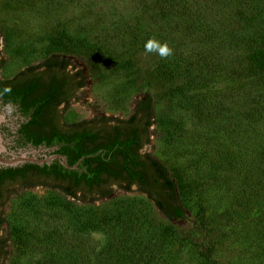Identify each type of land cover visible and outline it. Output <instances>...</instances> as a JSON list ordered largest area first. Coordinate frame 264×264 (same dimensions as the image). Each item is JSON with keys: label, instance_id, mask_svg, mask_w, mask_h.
<instances>
[{"label": "rangeland", "instance_id": "obj_1", "mask_svg": "<svg viewBox=\"0 0 264 264\" xmlns=\"http://www.w3.org/2000/svg\"><path fill=\"white\" fill-rule=\"evenodd\" d=\"M153 2L154 0H0V56L4 62L2 76L11 77L22 68L51 56L48 52L49 37L59 29H66L76 37H87L93 43L105 42L108 58H91L89 54H65V58L81 70L85 86L79 91L73 104L64 111V118L68 121L126 118L139 100L145 96H153L154 111L147 153L162 162L179 184L178 174H183L190 183L202 188L205 192L203 198L210 212L220 216L230 206L231 193L214 187L216 180L211 177L208 165L203 160L206 156L213 155L209 152L210 148H217L218 142L211 145L204 142L208 147L202 150L199 148L202 147L204 138L210 134L217 139H226V128L232 118L237 121L235 124L239 127L237 129L241 136L247 135L244 114L238 108L231 107L233 99L230 97V90L241 87L246 81L220 74L217 69L218 73L203 89L194 87L187 91L196 103L203 94L206 95L209 103L204 107L205 113L212 114L207 119L214 125L203 121L199 123L193 105L186 103L182 94L169 95L165 86L162 87L165 89L144 87L141 76H149L150 68L178 60L182 54L181 49H189L186 47L187 43H192L193 47L201 42V36L197 34L186 37L178 31L172 33L164 42L172 51L166 58L156 53H147L144 44L139 42L133 43L130 50L121 48L116 41L119 36L117 32L136 27L139 20L142 30L152 27L151 17L155 14ZM164 5L167 6V3ZM177 20L179 18L170 22L176 25ZM156 41L162 42L161 38ZM245 49L247 46L244 44L243 48L231 49L229 43L225 42L217 46L219 53L214 58H218L221 63L223 58L243 56ZM219 105L222 114L221 111L219 114L215 111V107ZM253 127L256 136L253 138L262 140L264 124L259 121ZM179 190L180 202L185 207L187 218L169 220L136 186L131 191L115 187L110 196L90 203L54 188H19L7 198L2 209V231L4 238L10 241L5 264H105L104 247L112 237L113 224L105 226L99 223L98 216L95 215L89 230L84 229L81 222L86 221L89 211L94 214L97 211L113 213L117 208L128 211L127 216L135 223L132 236L142 240L140 246L136 247L139 261L135 264H147L151 258H154V264H199L200 258L186 242L177 240L160 250L155 245L165 227H174L178 230L179 237L192 228L196 210L191 196H183V192ZM243 227L236 218L230 222L224 218L218 221L217 227H213L212 236L223 239L217 250V257L222 264H245L238 234ZM17 229L26 235L23 245L13 236Z\"/></svg>", "mask_w": 264, "mask_h": 264}, {"label": "trees", "instance_id": "obj_2", "mask_svg": "<svg viewBox=\"0 0 264 264\" xmlns=\"http://www.w3.org/2000/svg\"><path fill=\"white\" fill-rule=\"evenodd\" d=\"M153 3L155 14L151 17L152 27L142 30L139 20L136 27L124 28L117 32L119 36L116 41L121 48L130 50L133 43L145 45L147 41L159 38L163 44L177 31L184 33L186 37L197 34L201 36V42L196 43V47H192V43H187L186 47L189 49L184 51L181 49L182 54L178 60L150 68L149 76H141L144 87L154 89L165 86L169 95L182 94L186 103L193 105L199 123L203 121L214 125L207 119L212 114L205 113L204 107L209 103L206 95L203 94L201 100L196 99L198 102L196 103L187 91L194 87L203 89L218 73L217 69L220 70V74H228L231 78L246 81L241 87H233L230 90V97L233 100L229 99L231 107L243 112L248 127L247 135L241 136L237 129L239 127L235 124L237 121L232 118L229 119L230 125L226 128L225 133L228 136L226 139L222 140L220 137L217 139L210 134L204 138L202 147L199 148L202 150L208 147L204 142H208L209 145L218 142L217 148H210L209 152L213 155L208 157L205 155L206 158L203 160L208 165L211 177L216 180L214 187L231 193L230 206L220 216L211 213L203 198L205 192L202 188L190 183L183 174V176L178 174L179 184L162 162L150 154L143 158L138 153L137 144L142 145L141 128L145 131L146 142H149L155 100L151 95L139 100L136 109L126 120L102 118L117 119L126 124L114 126V131L104 134L100 151L88 149L87 154H84L83 163L90 186L86 194L78 196V191L63 192L90 203L110 196L114 190L113 188L95 190L91 186L101 182L109 186L113 178H119L127 182L119 184V188L131 191L132 185L137 184V189L153 201L165 218L173 220L187 218L185 207L180 202L181 189L183 196H191L193 208L196 210L192 228L179 237L178 230L174 227H165L155 241L159 250L169 243L180 240L192 247L200 258L199 264H222L217 257V250L223 239L212 236L213 227H217L218 221L224 218L227 222L236 218L244 226L238 234L243 246L245 264H264V138L262 140L253 138L256 137L253 130L256 122L261 121L264 124V0H154ZM177 18L179 20L176 25L170 22ZM49 40L48 52L51 56L48 58H65V54H89L91 58H108L105 42L93 43L87 37L70 35L66 29L54 31ZM225 42L229 43L231 49L243 48V44L247 49L241 58H223L219 63L214 55L219 53L217 46ZM220 109V105L215 107L217 114L220 113ZM88 136L91 137L93 134L88 133ZM7 170L11 168H0V184ZM12 193L9 192L1 200L2 206ZM91 212L89 211L86 221L81 222L84 229L89 230L92 227L94 215L98 216L99 223L105 226L113 224L112 237L104 247V263L138 262L136 247L140 246L142 240L140 237L132 236L135 223L127 216L128 211L117 208L113 213ZM3 225L4 218L1 212L0 228ZM17 230L19 232L15 231L13 236L20 245H23L26 235ZM115 230L117 231L114 232ZM2 241L3 245H6L7 239L3 238ZM7 253L8 250L6 255ZM153 259L148 260L147 264H154Z\"/></svg>", "mask_w": 264, "mask_h": 264}, {"label": "flooded vegetation", "instance_id": "obj_3", "mask_svg": "<svg viewBox=\"0 0 264 264\" xmlns=\"http://www.w3.org/2000/svg\"><path fill=\"white\" fill-rule=\"evenodd\" d=\"M2 59L0 56V112L6 113L8 117L1 127L6 140L5 155L10 157L25 153L28 157H36L39 160L52 155L58 157L49 162L25 161L17 167H0L11 168L6 171L5 178L0 184L2 197L0 214L4 207L1 200L9 192L19 188L35 190L43 187L78 191V196L86 194L90 186L83 163L84 154H87L88 149L100 151L104 134L114 131V126H124L126 123L117 119L91 118L68 121L64 118V111L73 104L79 91L85 86L81 70L66 58H46L22 68L11 77L2 76L4 63ZM128 117L119 119L126 120ZM88 133H92L93 136L89 137ZM140 134L142 145L137 144V150L146 158L148 142L143 128L140 129ZM60 156L66 158L69 166L76 167H66ZM121 183L127 182L113 178L109 186L101 182L91 188L114 189L119 188ZM133 186L138 187L137 184ZM3 238L1 227L0 264H5L6 251L10 243L7 240L6 245H3Z\"/></svg>", "mask_w": 264, "mask_h": 264}, {"label": "water", "instance_id": "obj_4", "mask_svg": "<svg viewBox=\"0 0 264 264\" xmlns=\"http://www.w3.org/2000/svg\"><path fill=\"white\" fill-rule=\"evenodd\" d=\"M8 120L7 114L0 112V167H17L21 163L25 161H35V162H44V161H51L58 157L57 155H52L49 158H46L44 160H39L36 157L31 158L28 157L27 154H22V155H12L10 157L6 156L7 152V147H6V140L3 136L1 127L2 124L5 123ZM62 158V163L69 168H75L76 165L74 166H69L68 163L66 162V158L64 156H60Z\"/></svg>", "mask_w": 264, "mask_h": 264}, {"label": "clouds", "instance_id": "obj_5", "mask_svg": "<svg viewBox=\"0 0 264 264\" xmlns=\"http://www.w3.org/2000/svg\"><path fill=\"white\" fill-rule=\"evenodd\" d=\"M144 48L147 53H156L159 56L165 58L172 54L171 49L166 43L161 44L159 41H156L155 39H151L147 41L144 45ZM6 90L10 91V89H6Z\"/></svg>", "mask_w": 264, "mask_h": 264}]
</instances>
